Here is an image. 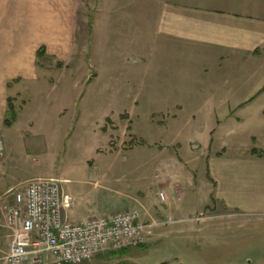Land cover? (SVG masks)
<instances>
[{"label": "rangeland", "instance_id": "1", "mask_svg": "<svg viewBox=\"0 0 264 264\" xmlns=\"http://www.w3.org/2000/svg\"><path fill=\"white\" fill-rule=\"evenodd\" d=\"M55 1L64 13L70 4L78 8V48L70 58L49 53L41 58L45 78L28 86L16 104L17 119L1 133L9 176L30 180L0 198V251L8 248L3 213L15 193L36 178L61 177L72 207L84 216L130 209L131 198L151 204L156 219L221 214L185 229L208 236L195 243L194 253L173 235L150 242L141 264L172 260L174 253L185 264H264V214L234 211L239 215L229 217L204 208L213 190L207 172L211 150L264 148V95L236 107L209 101L208 77L200 73L191 77L188 99L176 104L171 84L162 92L143 86L152 81L151 62L140 61L150 56V27H137L132 19L117 25L97 21L102 0ZM125 2L135 17L140 0ZM147 18L149 25L151 15ZM158 189L171 197L167 204L158 199ZM127 257L109 253L85 264H121Z\"/></svg>", "mask_w": 264, "mask_h": 264}, {"label": "crops", "instance_id": "2", "mask_svg": "<svg viewBox=\"0 0 264 264\" xmlns=\"http://www.w3.org/2000/svg\"><path fill=\"white\" fill-rule=\"evenodd\" d=\"M131 8L125 0H102L95 14L97 21L110 25L132 19L137 27L151 28L149 59L142 55L140 60L151 62L152 81L143 83L151 92H162L166 90L164 84L169 83L170 91L177 93L176 104L184 103L192 75L201 73L208 77L206 90L212 94L209 101L220 99L236 107L254 103L264 95V0H156V4L155 0H140L135 17L129 15ZM80 31L75 4L68 5L64 13L55 0H0V136L7 127L9 103L16 108L28 86H36L42 76L45 78L41 58L46 53L63 59L67 55L70 58V52L76 54ZM42 49L44 53L40 55ZM251 151L229 153L222 146L211 150L207 172L213 190L204 208L264 214V155H252ZM259 151L264 152V148ZM8 157H0L1 199L17 184L30 180L9 176ZM159 192L166 194L165 203ZM156 195L162 204L171 198L166 189H158ZM130 204V209L140 211L144 221L156 219L154 207L143 198H131ZM65 215L74 222L95 216H84L72 206ZM185 219H176L166 229L157 230L150 242L180 236V232L185 236L190 226ZM156 242L160 244L161 240L153 243Z\"/></svg>", "mask_w": 264, "mask_h": 264}, {"label": "built area", "instance_id": "3", "mask_svg": "<svg viewBox=\"0 0 264 264\" xmlns=\"http://www.w3.org/2000/svg\"><path fill=\"white\" fill-rule=\"evenodd\" d=\"M3 149L0 136V154ZM64 182L61 177H39L15 193L3 213L10 239L9 249L0 251V264H85L108 252L146 245L157 229L176 222L171 216L144 221L136 209L71 221L65 211L73 198L65 193ZM158 196L163 203L167 201L165 193ZM238 215L228 212L223 216ZM217 216L221 214L201 212L184 221L200 224Z\"/></svg>", "mask_w": 264, "mask_h": 264}, {"label": "flooded vegetation", "instance_id": "4", "mask_svg": "<svg viewBox=\"0 0 264 264\" xmlns=\"http://www.w3.org/2000/svg\"><path fill=\"white\" fill-rule=\"evenodd\" d=\"M176 237L179 238V239H182V240L185 239L184 241L187 242V243H189V246L190 247H188V250L191 253H194L195 251H197V249H195V248H197L198 246L195 243H200L201 244V242H203L205 239H208V236H205V235L200 236V235H197V234H186L185 236H182V235L181 236H178L177 235ZM164 239L165 238H159L157 241L161 240V242H163ZM148 248H149V245H146V246H143L141 248L136 249L133 252H132V250H126V251L120 253V256L121 257L128 256V257L125 258V259H123V260H120L119 262L121 264H141L139 262V259L147 253L146 250ZM175 261L176 262H179V264H185L184 260H182L177 255V253H174L173 254L172 260H163V261H161L159 263H156V264H172Z\"/></svg>", "mask_w": 264, "mask_h": 264}, {"label": "trees", "instance_id": "5", "mask_svg": "<svg viewBox=\"0 0 264 264\" xmlns=\"http://www.w3.org/2000/svg\"><path fill=\"white\" fill-rule=\"evenodd\" d=\"M42 53H44L43 49L40 51L39 54L42 55ZM7 116H8V118H6V120H5V125L11 126L14 123V121L17 119L16 108L11 102L8 105ZM251 154L256 155V156H263L264 152H261L257 149H254L251 151Z\"/></svg>", "mask_w": 264, "mask_h": 264}]
</instances>
